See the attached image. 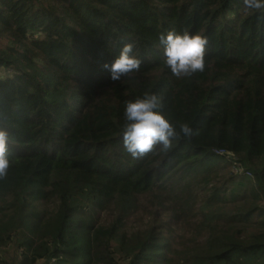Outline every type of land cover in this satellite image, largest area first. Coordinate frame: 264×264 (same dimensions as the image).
Instances as JSON below:
<instances>
[{
  "label": "trees",
  "instance_id": "1",
  "mask_svg": "<svg viewBox=\"0 0 264 264\" xmlns=\"http://www.w3.org/2000/svg\"><path fill=\"white\" fill-rule=\"evenodd\" d=\"M170 30L208 37L203 72L171 74L158 41ZM124 43L142 63L114 81L104 65ZM145 92L194 134L133 159L124 102ZM0 128V264H264V10L0 0ZM140 213L148 226L130 229Z\"/></svg>",
  "mask_w": 264,
  "mask_h": 264
},
{
  "label": "clouds",
  "instance_id": "2",
  "mask_svg": "<svg viewBox=\"0 0 264 264\" xmlns=\"http://www.w3.org/2000/svg\"><path fill=\"white\" fill-rule=\"evenodd\" d=\"M242 3L245 10H264V0H242ZM158 41L163 63L175 77H189L204 71L208 44L206 35L170 30L160 34ZM141 63V59L133 54V44L124 43L118 55L104 68L109 71L112 80L119 81L121 77L138 71ZM162 108L163 98L155 92H145L134 100L124 102L121 143L124 151L133 159L142 157L156 145L167 152L173 140L193 136L194 130L189 124L181 123L178 127L173 125L164 116ZM9 141L8 131L0 128V179L7 176L10 166Z\"/></svg>",
  "mask_w": 264,
  "mask_h": 264
},
{
  "label": "rangeland",
  "instance_id": "3",
  "mask_svg": "<svg viewBox=\"0 0 264 264\" xmlns=\"http://www.w3.org/2000/svg\"><path fill=\"white\" fill-rule=\"evenodd\" d=\"M223 161L220 160V164H218L215 169L217 171V174L219 176L218 179H221L222 176L224 175H227L229 170L227 168V166L221 164ZM165 216L163 215L161 218H164ZM151 219L150 217H148L147 214H143V213H140L138 214L136 217H133L131 220H130V223H129V227L130 229L132 228H140V229H143L146 225L147 222H149ZM148 226V225H147ZM146 226V227H147Z\"/></svg>",
  "mask_w": 264,
  "mask_h": 264
},
{
  "label": "built area",
  "instance_id": "4",
  "mask_svg": "<svg viewBox=\"0 0 264 264\" xmlns=\"http://www.w3.org/2000/svg\"><path fill=\"white\" fill-rule=\"evenodd\" d=\"M215 153L217 154V155H222V156H227L228 155V153L227 152H225V151H215ZM228 163H231V160H230V158H229V161H228ZM231 167L234 169V172H238V173H241V172H244L245 170V174L247 175V176H250L251 174H250V172L247 170V166H237L235 163L233 164V163H231Z\"/></svg>",
  "mask_w": 264,
  "mask_h": 264
}]
</instances>
